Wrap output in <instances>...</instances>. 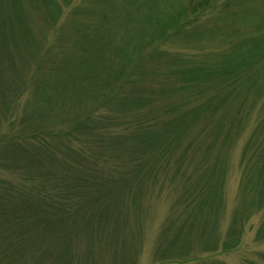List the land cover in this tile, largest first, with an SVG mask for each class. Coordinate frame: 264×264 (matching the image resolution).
Masks as SVG:
<instances>
[{
  "label": "rangeland",
  "instance_id": "1",
  "mask_svg": "<svg viewBox=\"0 0 264 264\" xmlns=\"http://www.w3.org/2000/svg\"><path fill=\"white\" fill-rule=\"evenodd\" d=\"M4 1L11 3L10 0ZM19 1L30 13L27 21L35 43L29 47L33 50L32 46H37L35 54L41 49L46 56L45 50L49 44H52V56L55 62L59 61L58 66L62 58L60 51L63 40H66L65 43L71 47L74 45L72 42L76 41V37L72 39V33L78 23L84 22V6L97 4V0H59L63 7L60 19L56 22V18L53 19L50 14L48 16L45 11L39 10V7H44L41 6L43 4L41 0H17ZM159 3L170 4L164 0H160ZM251 3L246 6L233 5L227 11L241 10V12L255 13L264 10V0H254ZM201 22L207 24V27L215 26L214 18L204 19ZM250 24L239 26V32L243 35H251L264 30V21L260 24ZM200 28L198 26L196 29ZM224 44L225 38L221 34L216 37L213 35L210 40L203 42L197 39L187 43L180 40L167 41L165 45L162 44L167 50L165 54L173 55L177 61L176 63L157 62V60H165L157 58L151 66V76L145 79L146 85L152 90L164 88L161 86L165 82L167 85L168 81L162 79L160 72L180 68L184 64L183 60L190 61L192 67L197 66V63H215L224 51ZM25 54H15L14 60H10L5 68L6 71H3L6 79H12L16 86L14 69L23 70L28 76L35 70L33 57H30V62H23L21 56ZM258 75V84L264 85L263 67ZM181 80L180 77L174 79L178 84ZM202 83V86L207 87L206 89H212L214 86L205 81ZM146 85L139 83L128 86L125 93L133 89L138 93H134V97H127L131 103L127 101L124 105V101L118 100L122 103L121 107H119L120 103H117L114 109L106 110L105 116L110 117L107 123L103 120L105 117L101 115L102 113H97L96 118L99 123L102 122L99 125L101 128L97 129L101 132L99 140L102 141V148L96 146L91 148V159L97 166L93 165L90 168V177L87 175L86 181L84 180V132H49L39 128L32 129L31 125H23L37 120L39 126L48 124V127H53L54 120L58 123L54 127L56 128L60 123L66 122L64 118L67 121L72 118L70 113L76 112L70 105L60 102L57 114H53L52 120L48 118L50 119L48 123H45L42 117L37 119L38 116L32 118L27 115L23 121L14 119L15 122L10 127H8L11 123L9 115L1 111L3 115L1 117L0 114L2 121L0 179L6 180V184L13 183L24 187L30 185L32 178H37L47 182L46 188L52 192L70 193L73 188L72 192L78 190V195H89L97 190L94 186L99 184L97 172L103 169L105 175L113 173L117 176L121 171L118 169L121 164L118 157L125 158V154H128L127 157L132 159L137 170H140L139 179H135L137 185H133L132 192L120 194L115 192L114 186L107 185L103 187L108 190L105 191L107 194L104 195L103 192L87 200L92 203L89 206L86 203L88 206L86 212L89 217L94 216V221L91 223L90 233L84 236L82 229L78 236L77 234L74 236L72 243L74 255L70 257V264H91L89 262L91 258L98 261V264H123V262L209 264L212 261L223 264H264V260L261 259V254L264 253V240L257 238L259 226L264 218L263 211H253L242 225L237 222L238 226L242 227L238 245L231 249L224 248L226 239L233 242L229 231L244 196L242 182L246 172L245 156L255 157L261 146L264 149V92L258 93L257 87L251 89V94L241 105L239 114H235L232 111L233 107L230 109L231 104L227 103L221 105L212 116L207 112H201L196 113L198 117L195 120L185 121V118L179 127H175L177 131H171L175 133L166 135L164 142L148 147L147 141L151 143L154 141L153 138L147 140L148 135L155 132V136L158 137L165 132L168 125L174 130L173 122L183 116L180 113L187 112V108L194 110L196 105L201 107L209 96L196 97L191 90L184 89L163 97L150 93L154 98L152 102L139 97L142 100L136 101L135 104L137 95L145 93L144 90L148 89ZM20 93L23 96L26 94L23 93L22 87ZM16 97L15 100H18ZM27 98L28 94L20 99L21 109L24 106L25 109L28 107ZM131 99L135 100L131 101ZM71 102H83L75 106V109L84 110V94L82 97H76L74 101L72 99ZM130 107L131 110L135 108V111L131 113ZM29 108L30 106L27 111ZM21 109L19 117L24 110ZM57 133L64 135L57 136ZM106 135L112 138L105 139ZM118 136H121L123 142L116 146L117 141L114 139H118ZM257 146L258 150L254 151ZM68 151L74 152L69 155ZM118 152L125 156H120ZM51 156L63 163L67 170L60 171L58 167L59 177L54 179L46 178V174L38 177L39 174L47 172V169L50 170ZM70 167L72 169L69 170ZM49 179L53 181L48 182ZM218 185L220 189L222 188L221 194L216 191ZM213 199L215 200L211 204ZM210 204L211 209H209ZM116 205L119 206L118 209ZM106 207L110 213L107 218L106 214L103 221L99 222L101 219L99 213ZM191 224L194 227L193 230L191 229L190 240L196 239V242L192 245L189 258L163 259L157 256L156 249L162 241L165 248V242L177 241L184 235L176 231L180 226L190 228ZM210 227L216 230L217 234L211 233ZM113 233H116L118 238L112 235ZM208 238V241L213 243L216 238L217 246L204 249ZM91 262L94 264L93 261Z\"/></svg>",
  "mask_w": 264,
  "mask_h": 264
},
{
  "label": "trees",
  "instance_id": "2",
  "mask_svg": "<svg viewBox=\"0 0 264 264\" xmlns=\"http://www.w3.org/2000/svg\"><path fill=\"white\" fill-rule=\"evenodd\" d=\"M10 1L11 3L0 0L1 117L4 112L9 115L11 121H8L11 123L8 127L15 120L23 121L27 115L32 118L38 116L37 119L42 117V120L48 123V120L54 118L53 114H57L60 102L70 105L76 112L70 113L72 118L68 121L64 118L66 122L60 123L61 125L56 128L54 127L58 123L54 120L53 127H48V124L39 126L37 120L22 124L31 125L35 130L39 128L49 132H84V180L87 175L89 176L90 168L96 165L91 159V148L93 146L102 148V141L99 140L101 132L97 131L101 128L99 125L102 122L99 123L96 118L97 113H102L101 115L105 117L103 120L107 123L110 117L105 116L106 110L114 109L117 103H120L121 107L122 103L118 100L124 101L126 105L129 101L127 97H134V93H138L134 89L125 93L131 84L146 85L145 79L151 76L150 69L157 58L165 59L157 62L176 63L173 55L165 54L167 50L162 44L165 45L167 41L180 40L187 43L197 39L203 42L219 34L225 38L224 51L215 63H197V66L192 67L190 61L183 60L184 64L180 68L160 72L162 79L168 81L167 85L165 82L161 86L164 88L152 90L146 85L148 89L144 90L145 93L137 95L136 100L131 99L135 100V104L136 101L142 100L139 97L152 102L154 98L150 93L163 97L184 89L191 90L196 97L209 96L201 107L196 105L194 110L187 108V112L180 113L184 119L182 116L173 122L174 130L168 125L160 136L156 137L155 132L148 135L147 140L149 138L154 140L152 143L147 141L148 147L164 142L166 135L175 133L171 131H177L175 127H179L185 118V121L195 120L198 117L196 113L201 112H207L212 116L221 105L227 103L231 104L230 109L233 107L232 111L235 114H239L241 105L251 94V89L257 87L258 93L264 92V85L258 84L259 71L264 68V30L251 35L239 32V26L263 23L264 10L255 13L227 11L233 5L246 6L254 0H164L170 3L169 5L158 4L160 0H97V4L84 6V22L78 23L72 33V39L76 37V41L72 42L73 47L63 40L59 66V61L55 62L52 56V44L45 50L46 56L41 49L35 54L37 46L33 45V50L29 47L35 43L27 21L30 13L21 6L20 1ZM41 1L43 3L41 6L44 7H39V10L45 11L48 16L50 14L58 22L63 4L59 0ZM213 18L215 22L213 27H207V24L201 22ZM48 21L52 23L50 19ZM198 26L201 28L197 30ZM18 53H26L21 56L26 63L33 57L35 70L28 76L24 74L25 71L14 69L16 86L12 79H6L3 71H6L7 63L13 61L15 54ZM177 77L182 79L179 84L174 81ZM204 81L213 84V88L206 89V86H202ZM21 87L23 93L28 94L29 111L28 107L20 108V99L26 95L20 93ZM83 94L84 110L81 111L75 109V106L83 102L71 100L74 101ZM15 97L18 100H15ZM55 106L57 107L54 108ZM20 109H24L21 117ZM129 110L132 113L135 108L131 110L130 107ZM1 124L0 119V131ZM62 135L64 134L57 133V136ZM106 138L112 136L106 135ZM117 138L114 140L117 141L116 146H119L118 143L121 144L123 140L121 136ZM258 148L257 146L254 151ZM260 148L257 156L250 155L248 158L245 156L246 172L242 182L244 196L229 231L233 242L226 239L225 249L238 245L242 227H239L237 222L242 225L253 211L260 210L264 214V149L262 146ZM48 150L52 151L50 148ZM68 152L70 155L74 151ZM118 153L122 157L126 155L125 158L118 157L121 163L118 169L121 171L119 170L117 176L113 173L105 175L103 169L97 172L99 184L94 185L96 182L93 184L97 190L89 195H78V190L72 192L73 188L70 193L52 192L46 188L47 182L37 178H32L30 185L24 187L13 183L6 184V180L0 179V264H70V257L74 255L72 245L74 236L76 234L78 236L82 229L84 236L90 233L91 223L94 221L93 215L92 217L87 215L86 209L92 203L87 200L103 192L104 195L107 194L105 191L108 190L103 188L107 185L114 186L117 194L132 192L133 185L136 184L135 179H139L140 170L138 171L132 159L127 157L128 154ZM49 160L50 170L47 169V172L39 174L38 177L46 174V178L54 179L59 177L58 167L60 171L67 170L66 166L53 156ZM50 179L48 182L53 181ZM216 191L221 194L222 188L220 189L218 185ZM116 208L119 206L116 205ZM109 213L107 207L102 210L99 213L101 217L99 222L103 221L106 214L107 218ZM193 227V224L190 228L180 226L176 231L184 235L177 241L165 242V248L162 241L156 249L157 256L163 259L189 258L192 245L196 242V239L190 240ZM210 231L217 234L212 228ZM115 237L118 238L117 235ZM257 238L264 240V218L259 226ZM208 240L209 238L205 241L204 249L217 246L216 238L214 243ZM261 259L264 260V253L261 254ZM91 261L98 264V261L92 258L89 262L93 264ZM209 264L223 263L212 261Z\"/></svg>",
  "mask_w": 264,
  "mask_h": 264
}]
</instances>
